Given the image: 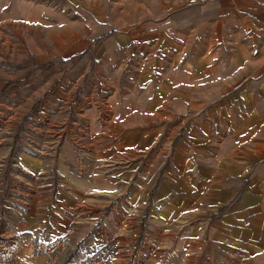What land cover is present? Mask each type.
<instances>
[{
    "label": "crops",
    "instance_id": "obj_1",
    "mask_svg": "<svg viewBox=\"0 0 264 264\" xmlns=\"http://www.w3.org/2000/svg\"><path fill=\"white\" fill-rule=\"evenodd\" d=\"M119 4L145 23L103 53L139 79L106 97L99 148L81 166L59 140L0 136L15 179L0 189L6 244L68 235L73 256L109 264H264V0ZM159 141L157 175L140 186L136 161L119 171ZM46 262L22 244L9 263Z\"/></svg>",
    "mask_w": 264,
    "mask_h": 264
},
{
    "label": "rangeland",
    "instance_id": "obj_2",
    "mask_svg": "<svg viewBox=\"0 0 264 264\" xmlns=\"http://www.w3.org/2000/svg\"><path fill=\"white\" fill-rule=\"evenodd\" d=\"M133 8L142 6L119 0H0V136L10 132L14 143L30 141L43 148L39 151L59 140L82 166L92 155L90 147L99 148L95 137L106 97L139 79L127 65L119 70V52L109 57L102 49L119 44V33L145 23L134 19ZM164 145L159 141L149 151L119 157V171L136 161V173L146 175L137 176L136 183L145 184L163 167ZM11 168L0 164V189L15 180ZM3 213L0 264L7 246Z\"/></svg>",
    "mask_w": 264,
    "mask_h": 264
},
{
    "label": "built area",
    "instance_id": "obj_3",
    "mask_svg": "<svg viewBox=\"0 0 264 264\" xmlns=\"http://www.w3.org/2000/svg\"><path fill=\"white\" fill-rule=\"evenodd\" d=\"M22 244H25L32 255H45L46 264H109V257L105 254L97 253L82 258L73 256L71 254L72 241L68 235L53 240L13 237L3 249L1 264H10V260Z\"/></svg>",
    "mask_w": 264,
    "mask_h": 264
}]
</instances>
